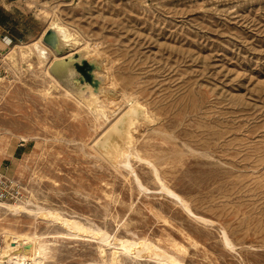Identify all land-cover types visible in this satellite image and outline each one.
Segmentation results:
<instances>
[{"label": "rangeland", "instance_id": "374dc122", "mask_svg": "<svg viewBox=\"0 0 264 264\" xmlns=\"http://www.w3.org/2000/svg\"><path fill=\"white\" fill-rule=\"evenodd\" d=\"M2 8L0 161L27 202L97 237L152 243L184 264H264V0H22ZM55 20L76 33L79 48L90 42L85 58L107 65L113 95L132 94L152 116L135 131L134 174L92 147L120 131L123 114L114 119L127 104L108 90L112 116L97 121L48 76L56 54L42 37ZM35 42L49 52L46 63ZM66 49L58 58L81 50ZM19 142L26 151L6 161ZM1 218L0 253L8 234L32 232L57 237L44 264H112L122 253L108 247L104 259L91 236L68 240L57 224ZM118 262L160 264L131 255Z\"/></svg>", "mask_w": 264, "mask_h": 264}, {"label": "bare ground", "instance_id": "6f19581e", "mask_svg": "<svg viewBox=\"0 0 264 264\" xmlns=\"http://www.w3.org/2000/svg\"><path fill=\"white\" fill-rule=\"evenodd\" d=\"M67 26L63 22L59 20H55L52 22L51 27L55 28V30L58 32V35L60 36L65 47L71 48L72 51H75L77 48L81 49L80 52L83 53L84 57L90 54L91 49H90V44H88L90 42L86 41L87 43L79 48V46H81V40L79 39L77 35H75L76 33L74 34ZM33 48L36 50L38 59L41 61V63H46L48 61L49 52L44 47H42L38 42L33 43ZM93 52L94 51L92 49V54ZM27 53L28 52L25 51V52H22L21 54L23 57H25L27 56ZM14 54H15L14 51L11 52L10 57L13 58ZM87 57L89 58L90 56H87ZM99 58L100 57L95 58V55H94V57L90 59L95 60ZM58 59L60 58H58L57 55H54L52 60L54 62L55 60H58ZM102 72L101 71L96 72V76L98 78L103 77L105 80L104 74H102ZM104 73L106 74V72ZM48 76L56 81V79L50 74L49 70H48ZM108 80L110 82L112 79L111 80L108 79ZM106 81H107V78L104 81L101 87V91L99 93H95L91 89V87L88 86L87 92L89 96H85L84 92L78 95H75V94L73 95L70 92V90L65 89L66 87L64 88V92L67 96L73 97L80 106L88 109L92 113L91 115L95 116L94 118H96L97 121L102 120L103 122H107L109 121V117L112 116V113L110 112V110H112L113 108L111 107L112 101L109 98L110 96L111 97L115 96V100L116 98H119L127 104V107L123 111H121L114 119L115 121L121 114H123L120 119V131L118 132L117 129L113 131L114 133L118 132L119 134L118 135L114 133L112 134L110 133L109 135L107 134L106 136L102 138V141L98 144V149H96L95 143H97L100 138L98 137L97 139L94 140L92 147L98 153L97 155L102 157V159H105L106 162L108 161V163H111L115 166H120V167L123 166L125 168H130L133 171V169L131 168L130 160L132 158L137 160L138 158V156L136 155L137 153H136L135 146H134L136 128L142 122H149V123L153 122V118L148 112L147 108L144 105H142V103H140L138 99L134 97L132 94H126L127 93L126 91H124L126 92L124 93L118 90L119 93L116 92L115 95H113V93L111 92L112 95L109 96L108 90H110L111 88L109 87L107 89V85L109 83L108 82L106 83ZM123 84L128 85L125 82H123ZM56 85L59 88L62 87L61 85L57 83ZM114 85L115 83H113V86ZM58 87H56V89ZM18 138L20 137L18 136ZM28 139L29 138H26V137L24 138V140H28ZM157 173L155 174V177ZM133 174H134V171H133ZM140 185L141 184H139V186ZM162 186L165 187L164 185ZM140 187L142 188V186ZM144 189L147 190L146 188ZM144 189H141V190L143 191ZM162 190L166 191L163 188ZM170 191H166L165 193L166 194L168 193L167 195L170 194V196L173 195L172 197H175L176 201L178 199L181 206L186 208L187 209L186 211H188V213L189 212L191 213V214L189 213L190 215H193L192 211H190V209L188 208V205L186 204V202L180 199L178 195ZM0 212L2 215L4 214L5 216H11L13 218L25 216V217H30L36 220H43L47 224L60 225L63 229L67 231L66 233L61 235L62 238H65L68 240H76L79 237L91 236L99 241L100 243L99 248H100L101 256L104 259L107 256L106 249L108 247L119 246L120 247L119 251H122V253L119 254L117 250L114 251V254L112 255L113 257L111 258L112 264L119 263L118 261L121 255H131V256H134L135 258L151 259L156 262H159L160 264H184L177 257L168 254L167 252L163 251L159 247L154 246L152 243H147L145 241L136 243V242L128 241V240H119L117 238L112 239L111 236H109L107 233H102L100 234V236L97 237V231L95 232L91 227L81 223L80 221L72 219V218H66L63 215H61V213L57 210H49L46 208H42L41 206L34 205L31 202L26 201L24 203H15V204L0 203ZM201 220L199 222H201ZM1 221H3L2 218L0 219V222ZM53 238H57V237L40 235L37 232H32L30 234H27V233L8 234L6 238L7 239V249L3 253H0V264H44L47 261L48 254L51 251L50 244L52 242H50L49 239H53ZM225 239H226L227 246H230L229 241H228L229 239H227L226 236H225Z\"/></svg>", "mask_w": 264, "mask_h": 264}, {"label": "water", "instance_id": "95a60500", "mask_svg": "<svg viewBox=\"0 0 264 264\" xmlns=\"http://www.w3.org/2000/svg\"><path fill=\"white\" fill-rule=\"evenodd\" d=\"M42 42L60 57L67 51L58 32L51 26L44 33ZM102 69V59L88 60L82 52H74L70 56L55 60L50 65L49 72L73 94L78 95L84 92L85 96H89L88 86L95 93L101 91L105 80L103 77L98 78L96 72ZM110 92L113 93L112 90Z\"/></svg>", "mask_w": 264, "mask_h": 264}, {"label": "built area", "instance_id": "2783aa9c", "mask_svg": "<svg viewBox=\"0 0 264 264\" xmlns=\"http://www.w3.org/2000/svg\"><path fill=\"white\" fill-rule=\"evenodd\" d=\"M9 168L0 166V203H24L27 197L20 180L8 175Z\"/></svg>", "mask_w": 264, "mask_h": 264}, {"label": "crops", "instance_id": "0c3cea01", "mask_svg": "<svg viewBox=\"0 0 264 264\" xmlns=\"http://www.w3.org/2000/svg\"><path fill=\"white\" fill-rule=\"evenodd\" d=\"M3 1H7V0H2V2L0 4V7H3L2 9H6V11H7L8 8H6V6L13 7V4L15 2L17 3L18 1H22V0H9L8 1L9 3H7V5ZM7 23L8 22L6 20H3L0 17V29L3 30L5 34H7V31L6 30L9 29ZM48 28H49V26L45 29L44 33L46 32V30ZM9 33H10V31H9ZM44 33H43V35H44ZM6 38L8 39V37H6ZM9 147L7 148V151H11V152L10 153H7L6 152L4 154L5 155L4 156L5 157L4 159H6V161H10L11 162L12 160H15L16 159V156L20 155L19 153H21V152L24 153L26 151L27 143H25V144H22L20 142L19 143H16L12 150H10ZM4 164H5L4 160L0 161V166H3ZM5 167H8L9 168L8 165H5Z\"/></svg>", "mask_w": 264, "mask_h": 264}]
</instances>
